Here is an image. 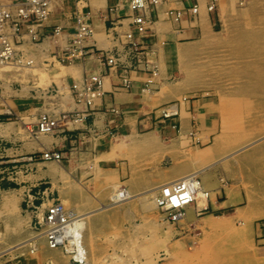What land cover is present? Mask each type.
I'll use <instances>...</instances> for the list:
<instances>
[{"label": "crops", "instance_id": "0c3cea01", "mask_svg": "<svg viewBox=\"0 0 264 264\" xmlns=\"http://www.w3.org/2000/svg\"><path fill=\"white\" fill-rule=\"evenodd\" d=\"M16 1L20 0H0V5L11 6ZM194 2L165 0L157 6L149 5L144 13L149 27L140 33L132 20L135 12L130 8V0H53L47 31L56 25L73 31L76 13L83 10L89 13L95 30L89 44L113 53L122 51L125 63L129 64L132 58L126 52L127 33L132 32L141 47L152 51L140 69L129 70L130 88L121 86L118 77L121 69L113 68L106 78L103 97L96 101L89 114L78 121L63 120L54 132L46 134L37 131L40 113L58 116L76 108L83 109V105H76L72 84L82 81L89 73L103 72L105 64L98 55L59 63L51 57L56 48L51 38L38 45L25 38L18 44L34 60L31 48L36 47L51 69L41 71L37 83L33 77L22 80L24 68L5 71L0 76V189L6 190V184L37 188L44 186L47 178L64 177L49 172V166H53L49 164L51 161L29 160L35 153L60 149L63 159L59 169L63 173L92 180L91 186L104 190L111 191L114 184L123 183L135 194L131 201H141L140 193L150 187L200 171L202 182L215 189L207 201L210 209L226 210L239 204L243 194L238 195L230 185L218 191V180L211 167L214 157L222 156L220 147L215 146L220 125L264 126V0H198L199 13L192 16L186 9ZM210 4H214V9H209ZM170 9L184 11L182 19L173 21L168 14ZM226 28L254 31L252 50L247 51L245 41L238 37L233 59L238 63L232 71L235 73L223 75L241 78L238 87L234 91H217L208 82L198 84L191 80L188 84L176 64L182 58L180 48L194 47L189 58L192 62L196 55L197 60L198 50L215 43L214 37L219 32L223 46L231 43L226 37ZM246 61L253 62V68L248 71ZM58 65H62L61 71ZM154 65L158 66L156 76L151 73ZM150 78L152 82L148 83ZM246 78H252L253 82L248 80L247 84ZM39 81L42 85L50 81L48 86H58L61 91L45 92L47 87H41ZM234 101L247 102L244 106H235ZM148 133L157 137V141L142 142V135ZM259 140L264 141V137ZM12 169L15 171L10 175ZM63 196L68 201L65 191ZM106 202L98 200L99 205ZM192 210L187 218L195 214ZM106 217L102 214L92 218L95 221Z\"/></svg>", "mask_w": 264, "mask_h": 264}, {"label": "rangeland", "instance_id": "374dc122", "mask_svg": "<svg viewBox=\"0 0 264 264\" xmlns=\"http://www.w3.org/2000/svg\"><path fill=\"white\" fill-rule=\"evenodd\" d=\"M225 32L226 37L231 39L230 44L222 45V34L219 32L214 37L217 38L214 39L217 43L198 50L197 60L195 55L192 62L189 56L194 47L187 45L188 47L182 48L189 50L180 49L182 58L176 64L188 84L191 80L198 84L208 82L217 91H234L238 87L241 78L223 75L235 73L232 71L238 65L237 61H233L236 58L234 50L238 37L245 41L247 51L252 50L254 31L246 29L240 32L238 29L226 28ZM31 50L35 55L31 66H3L0 67V76L5 71L24 68L22 80L33 77L37 83L40 72H48L51 65L43 61L36 47ZM160 63L163 64V61ZM252 68L253 62L246 61V71ZM246 80L247 84L248 80L253 82L252 78ZM48 85L50 81L41 87L46 88ZM234 102L235 106L241 104ZM241 102L240 106H244L247 101ZM217 134L219 141L215 142V146L220 147L222 156L214 157L216 163L211 170L218 180V191L230 185L238 195L243 194L239 204L226 210L210 209L207 201L214 195L215 189L202 182L204 189L209 191L208 199L201 200L203 209L197 211L195 205V214L192 217L185 216L176 223L167 221L162 210L151 205L148 208L143 203L145 198L141 196L142 203L140 199L130 200L126 204L96 214L95 218L102 214L107 215L105 220L94 221L93 214L87 221V225L92 227V234L87 236L86 225L84 236L86 264H264V216H257L264 212V141L259 140L264 137V126L224 124L220 125ZM249 144L251 145L246 146ZM243 146H246L243 150L228 156ZM215 148L217 153L218 149ZM49 164L57 168L62 165L57 161ZM71 171L75 172V169ZM57 174L64 177L47 178L48 182L38 188H46L51 196L59 197L66 208L83 213L100 206L99 199L103 202L110 201L114 187L111 191L93 187L91 184L94 183L90 182L92 180L85 181L78 175L73 177L63 173V169ZM105 177L109 178L110 174H105ZM8 188L15 189L12 191ZM5 189H0V264H69V256L60 249H55L56 254H42L40 250L44 245L39 242L40 249L35 251H31L30 246L5 250L10 245L38 233L34 228L31 211L26 210L23 203L26 189L20 188V185L7 184ZM5 191L9 193L5 195ZM64 191L69 196L68 201L63 196ZM35 195L38 197L35 204L39 205L42 201L41 195ZM10 212H14V215L17 213L21 220L10 219ZM28 213L31 216L26 220L24 218Z\"/></svg>", "mask_w": 264, "mask_h": 264}, {"label": "built area", "instance_id": "2783aa9c", "mask_svg": "<svg viewBox=\"0 0 264 264\" xmlns=\"http://www.w3.org/2000/svg\"><path fill=\"white\" fill-rule=\"evenodd\" d=\"M53 0H20L11 6L0 5V67H25L31 66L33 57L27 56L19 48L25 38L34 44H40L51 38L56 43V48L51 52V57L59 63H71L78 60H86L88 57L98 55L103 59L105 69L99 73H89L82 81L73 82L72 90L76 105H83V109L76 108L74 111L63 112L60 115H52L48 112L40 113L37 119V131L40 133H52L63 120L72 119L78 121L91 112L96 101L105 93L106 78L112 74L113 68H120L118 75L120 84L124 88H130L132 77L130 69H140L151 49L141 47L134 38L132 32L127 33L129 39L127 54L131 55V62L125 63L122 51L110 52L95 47L88 43L95 30L89 20V13L78 10L76 13V25L73 31H66L62 26L56 25L51 30H46V23L52 12ZM82 1V0H77ZM165 0H130V8L135 12L132 17L138 32L143 33L148 29V20L145 10L149 5L157 6ZM214 9V4L209 5ZM190 15L199 13L198 0L186 9ZM168 14L173 21H180L184 11L170 9ZM48 61V60H46ZM152 75L158 74V66L151 68ZM152 79L148 80L151 83ZM48 93H58V86H48ZM0 143V164H1ZM46 160L60 162L63 152L60 149H47L41 153H35L29 160ZM15 170L10 171V175ZM2 170H0V174ZM38 188V187H37ZM35 186L26 188L23 203L26 210L32 213L34 228L41 232L48 245L57 248L69 256V264H86V249L83 243L82 216L65 207L63 202L44 189ZM201 193L205 200L209 197V191L204 189L201 178L196 173H191L182 178L164 184L156 196L157 206L165 213L169 222L176 223L185 214L188 205L195 203V195ZM41 195L39 205L35 204Z\"/></svg>", "mask_w": 264, "mask_h": 264}, {"label": "bare ground", "instance_id": "6f19581e", "mask_svg": "<svg viewBox=\"0 0 264 264\" xmlns=\"http://www.w3.org/2000/svg\"><path fill=\"white\" fill-rule=\"evenodd\" d=\"M188 47V46H187ZM181 49V48H180ZM186 50H189V48H182L181 49V51H186ZM180 50H179V53L181 52ZM58 67L60 68V71L62 70V65L60 66V65H58ZM42 76H41V78H40V80L42 81ZM41 81H39L38 83L39 84H41ZM157 135V134H156ZM125 136V135H124ZM185 136V135H184ZM127 137V136H126ZM182 137V136H181ZM123 139V138H122ZM157 137H155L153 134H151V133H148V134H144V135H142V137H141V141L142 142H145V143H153V142H156L157 140ZM139 140V139H138ZM184 140V139H183ZM120 141V140H119ZM132 142H136L134 139L133 140H131ZM122 142V141H121ZM254 143V142H253ZM117 144V143H116ZM119 144V143H118ZM117 144V145H118ZM124 145V144H123ZM128 145V144H127ZM251 144H249V145H246V146H250ZM119 146H122V144H120ZM246 146H243V147H241V148H239V149H237V150H235V152H233V153H231V154H229L228 156H230V155H232V154H234V153H236V152H238V151H241V150H243L244 149V147H246ZM116 148H118L119 149V147H116ZM113 155H114V153H113ZM227 156V157H228ZM226 158V157H225ZM216 163V162H215ZM210 164V163H209ZM50 168H49V172L51 173V174H53V175H56L57 173H60V171H61V169H59V168H57V167H55V166H49ZM206 169V168H205ZM199 172L200 171H195V172H192V173H196V174H198L199 175ZM189 174H191V173H189ZM189 174H186V175H189ZM185 175V176H186ZM184 177V176H183ZM178 178V177H177ZM182 178V177H181ZM176 180V179H175ZM111 181V180H110ZM171 181V180H170ZM170 181H166V182H164V183H160V184H158V185H155V186H153V187H150V188H148V189H146V190H144L142 193H140L139 195L141 196V197H143V198H145V200L143 201V203L145 202V205L146 206H148V208H150V206L149 205H151V207H156V208H158V209H160L158 206H157V202H156V196H157V193H158V191H160V188L164 185V184H166V183H168V182H170ZM111 183V182H110ZM113 184V183H112ZM107 185V184H106ZM158 186V187H157ZM61 191V190H60ZM3 193H5V195L6 194H8L9 192L8 191H5V192H3ZM10 195V194H9ZM111 198H110V201H107L106 203H102L100 206H98V207H96V208H92V209H90V210H88V211H86V212H83L84 214H80L81 216H82V223H83V243H84V236L86 235L85 234V231H86V225H87V221H88V218L89 217H91L93 214L95 215L96 213H99V212H101V211H104V210H107V209H110V208H112V207H115V206H117V205H120V204H123V203H125V202H127V201H130V200H132L134 197H135V194H133L132 192H130V190H128L126 187H124L123 185H119V184H114V189H113V191L111 192V196H110ZM149 197V198H148ZM5 198V197H4ZM11 198V197H10ZM13 198V197H12ZM195 198H196V201H195V203H193V204H190V205H188L187 206V208H186V211H185V214L182 216V218H184L185 216H191V214H192V209L194 208V206L195 205H197L196 206V209L195 210H201V209H203V205H202V203H201V200H205V198L203 197V195L201 194V193H198L197 195H195ZM151 199V200H150ZM7 200H9V199H7ZM153 205V206H152ZM191 207H193L192 209H191ZM190 208V209H189ZM161 210V209H160ZM189 210V211H188ZM17 212V211H16ZM10 216V219L12 218V219H14V220H19L20 218H19V215L16 213V215H14V212H10V214H9ZM31 216V214L30 213H28L27 215H26V218H24V219H26V220H28V218ZM257 216H264V212H260L259 214H257ZM182 218H180V220L182 219ZM23 219V218H22ZM23 219V220H24ZM21 220V219H20ZM179 220V221H180ZM168 221V220H167ZM212 224V223H211ZM87 228H88V232H87V236L88 235H91L92 234V227L91 226H88L87 225ZM91 238V237H90ZM38 242L41 244H43L44 246H42L41 247V253L42 254H49V253H52V254H56L55 253V249L56 248H52V247H50L49 245H48V243H47V241H46V239H45V237H44V235L41 233V232H38V233H36V234H34V235H31V236H29V237H26L25 239H23V240H21V241H19V242H17V243H15L14 245H10V247H8V248H6L5 250H7V249H10V248H13L12 250H17V249H20V248H23V247H26V246H30L31 247V251H35V250H38V249H40V246H39V244H38ZM84 246H85V243H84ZM85 249H86V246H85ZM5 250H3V251H5ZM86 256V255H85ZM86 262H87V257H86Z\"/></svg>", "mask_w": 264, "mask_h": 264}]
</instances>
